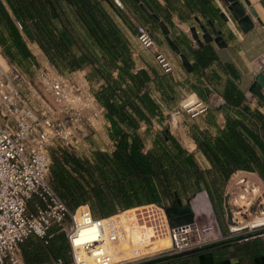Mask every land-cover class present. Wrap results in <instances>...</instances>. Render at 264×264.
I'll return each mask as SVG.
<instances>
[{"label":"crops","instance_id":"obj_1","mask_svg":"<svg viewBox=\"0 0 264 264\" xmlns=\"http://www.w3.org/2000/svg\"><path fill=\"white\" fill-rule=\"evenodd\" d=\"M121 1L124 10L118 9L112 0L111 6L102 0V5L125 40V55L131 60L129 71L133 76L131 80L117 68H111V79L119 88V95L113 100L119 106L126 103L124 110L134 117L139 112L144 115L135 133L140 138L137 142L143 146L141 151L149 155L151 169H157L152 160L156 154L163 151L169 154L160 170L169 179V186L164 193V183L157 185L160 201L151 204L168 207L175 198H179L184 208L190 200L194 218L215 221L221 232L226 233L225 196L231 189V174L239 170L264 185V102L248 90L257 75L255 62L264 60V16L258 13L263 24L255 22L253 29L245 33L234 25L229 12L220 6L218 0H144L152 12L168 24L169 37L191 65V70H188L159 26L148 18L138 2ZM258 1L264 8V0ZM221 11L229 21L220 16ZM17 20L22 22V29L16 26ZM139 23L148 26L154 38L153 48L141 49L138 46L136 24ZM62 24L76 43L70 49L73 55L78 57L81 55L79 48L86 49L96 54L101 64L103 52L88 35L74 8L65 0H0L1 49L10 62L24 71L29 64L28 70L32 63L39 65L30 45L33 49L38 46L57 69L71 70L70 59L65 54L58 57L47 44V36L53 34L55 37ZM201 24L213 37L220 35L226 46L219 47L214 41L204 42ZM191 27L197 29L201 45L192 39ZM155 50L164 53L171 62V73L160 72L154 61ZM117 64L122 66L121 59ZM141 70L145 71L147 79L136 91L135 80ZM96 79L94 77L91 81ZM104 86L106 83L103 82ZM184 92H193L206 101L215 93L227 101L219 107L211 105L205 114L192 119L185 113H178L180 125L177 130L171 131L164 123V114ZM146 96L151 101L152 110L142 101ZM155 96L163 99L165 108L160 109L156 105ZM194 96L190 94L187 99ZM107 126L110 143L117 138L118 128L133 134L132 129L123 123L117 127L108 120ZM165 127L174 140L162 137ZM130 140L128 138V142ZM233 163L244 166L235 169ZM176 165L180 166V172L175 171ZM152 180L157 184L158 179ZM62 248L64 254H60ZM22 252L27 264H44L65 256L67 247L64 238H53L50 245L44 246L38 238L31 237L22 244ZM156 264H264V233Z\"/></svg>","mask_w":264,"mask_h":264},{"label":"built area","instance_id":"obj_2","mask_svg":"<svg viewBox=\"0 0 264 264\" xmlns=\"http://www.w3.org/2000/svg\"><path fill=\"white\" fill-rule=\"evenodd\" d=\"M112 1L124 10L121 0ZM16 26L22 29L19 20ZM136 40L141 49L155 45L143 23L136 24ZM154 61L161 73L173 71L161 51L155 50ZM260 61L257 74L264 75V60ZM190 94L195 95L192 102L182 104ZM154 101L165 108L160 96ZM224 103L219 94L206 101L192 92L180 101L179 110L192 119L205 114L211 105ZM104 115L95 83L79 70L32 63L27 72L10 62L0 46V264H27L22 244L35 237L48 246L56 234L63 235L66 258L59 256L44 264H138L264 233V185L239 170L231 174V189L225 196L226 233L215 221L198 218L170 225L165 206L157 204H146L161 210V217L153 222L125 223L121 211L97 216L88 203L69 208L50 180L52 146L70 144L74 131ZM156 227L167 236L168 246L156 249L152 245Z\"/></svg>","mask_w":264,"mask_h":264},{"label":"trees","instance_id":"obj_3","mask_svg":"<svg viewBox=\"0 0 264 264\" xmlns=\"http://www.w3.org/2000/svg\"><path fill=\"white\" fill-rule=\"evenodd\" d=\"M65 1L74 8L88 35L103 52V61L100 64L97 56L86 49L80 48L81 55L75 57L70 50L76 45L75 41L73 40L72 45H68L60 33L56 34L55 37L53 34H49L47 36V44L51 45L58 57L65 54L70 59L71 70L83 68L87 64L94 67L95 75L97 74V77L103 78L104 83H106V86H102L96 92L97 100L105 108V117L112 125L115 124L117 127H119V123L126 124L132 129L133 134L130 135L118 128L116 131L117 138L114 140L115 149L111 153L96 151L94 153V161L88 158L86 160L79 159L76 156L67 154L64 150L61 151L62 158H59L55 156L53 151L51 183L69 208L74 209L82 203H88L92 212L102 217L115 214L121 210L125 212L130 209L149 206L144 204L158 203L160 195L157 192V187L164 183L162 188L164 193H166L165 191L169 186V179H166L165 172H160L162 163L167 160L166 157L169 154L165 151L156 154L152 160L155 161L157 169H151L149 155L141 151L143 146L137 142L140 138L135 133L139 126V120L144 119V115L140 112L136 113V118V116L134 117L124 110L126 103L119 106L113 100L114 96L119 95V88L111 79V68H117L121 71V74L131 77V80L133 78L129 71L131 60L127 54L125 55V40L117 24L109 16L105 6L102 5V0ZM104 1L111 6V0ZM141 1L152 11L144 0ZM56 17L59 21H62L59 16L56 15ZM62 27L64 28L63 24ZM5 54L7 55L6 52ZM118 59L122 61L121 67L117 64ZM50 61L54 62L52 58H50ZM95 75L90 78V81ZM146 79L145 71L141 70L138 72L135 80L136 91L142 85L143 80ZM224 100L225 102L227 101L226 98ZM142 101L147 104L149 110H152L151 101L147 96L146 98L143 97ZM162 137L167 140H174V137L167 131L166 127L162 132ZM128 138H131L130 142H128ZM175 145L178 147L177 143ZM66 163L75 171L76 176L67 171V168H65ZM240 165L244 166L242 163H233L232 167L235 168ZM176 166L175 171L180 172V166ZM152 179H158L157 184L156 181L154 184ZM175 199L171 204L175 203ZM122 211L121 213H123ZM53 238H63V235L56 234ZM64 252L62 248L60 254H64Z\"/></svg>","mask_w":264,"mask_h":264},{"label":"water","instance_id":"obj_4","mask_svg":"<svg viewBox=\"0 0 264 264\" xmlns=\"http://www.w3.org/2000/svg\"><path fill=\"white\" fill-rule=\"evenodd\" d=\"M139 4V6L142 8V10L144 11V13L148 16L149 19H151L153 22H155L161 32L164 34V36L166 37V39L168 40L171 48L179 55L183 65L188 69L191 70V65L189 63V61L187 60L186 56L180 52L179 47L177 46V44L169 37V27L167 26V24L154 12L150 11L147 6L140 2L139 0H136ZM228 10L230 11L232 17L235 19V21L237 22L238 26L240 27V29L243 32H248L249 30L253 29V27L255 26V23H253L249 17V15H244L243 14V10L241 8V4L239 0H224ZM246 3H248V0H245ZM251 10L253 11V9L251 8ZM254 12V11H253ZM220 16L224 19L227 20V17L225 15V13L223 11H221ZM258 23H261L260 20H258ZM211 24V23H210ZM200 29L202 31L201 37L202 40L204 42H209V41H214L217 43V45L219 47H225L226 43L225 41L222 39V37L220 35H217L215 37H213L206 29V27L204 25H200ZM59 33L61 34V36L63 37V39L66 41V43L68 45H72L73 40L70 37V35L68 34V32L65 30V28H60L59 29ZM190 34L192 39L199 45L202 44L201 39L199 38L197 29L195 27H191L190 28ZM249 92L254 95L255 97H257L260 101L264 102V75L259 73L256 75L255 79L252 81V83L249 86ZM189 205L182 208V202L179 198L175 199V203H173L172 205L165 207V213L167 215V218L169 220L170 225H177L180 223H187L193 220L194 215L192 214V208L190 206V200H188L187 202ZM240 237H235V238H230L218 243H214L211 245H207L201 248H195L189 251H184V252H180V253H176V254H170V255H165V256H161V257H157L148 261H144L138 264H156V263H160L166 260H172V259H178V258H183L186 256H190L192 254H196L198 252L207 250V249H211V248H215L217 246L220 245H224V244H228L230 242L233 241H237L239 240Z\"/></svg>","mask_w":264,"mask_h":264},{"label":"rangeland","instance_id":"obj_5","mask_svg":"<svg viewBox=\"0 0 264 264\" xmlns=\"http://www.w3.org/2000/svg\"><path fill=\"white\" fill-rule=\"evenodd\" d=\"M218 1L220 3V6L224 7L229 12L230 19L232 20L234 25L237 26V28H239L237 22L235 21V19L231 15L230 11L228 10L224 0H218ZM240 1L243 2V5L245 8H249L245 4L244 0H240ZM252 5L256 9V11H258L259 14H262V16H264V8L258 0H252ZM106 6H107V4H106ZM256 24H258V22H256ZM167 26H168V24H167ZM238 30H240V29H238ZM30 46H31V49L35 52L36 57L39 60L38 61L39 65L37 63H34V64H36V66L40 67V66H45L47 64H51V63H49L48 58H46L44 56L43 52L39 49L38 46H36L37 48H34V49H33L32 45H30ZM95 56H97V55L95 54ZM258 63H261V61L259 60L258 62H255V66H257ZM29 66H30V64H29ZM29 66L26 67L27 72H30V70H31V67H30V70H28ZM93 68L94 67L92 65H89L88 68H80L79 72L84 74L86 76V78L90 80V78L95 75V71H93ZM113 71H115V70L113 69ZM262 72L264 73V65L262 68ZM95 77H97V74L95 75ZM91 80H93V79H91ZM93 82L96 85V92H98L100 90V88L103 86V82H105V81L103 78L97 77V79L94 80ZM188 93H191V92H184V93L180 94V96L177 97V100L173 103V106L170 109V111H168V113L164 114V123L167 126V128L171 131L177 130V127H179V125H180L179 123L181 121L178 117V115H179L178 113H183V112H180V110H179V103L183 99V97H185V95H187ZM263 93H264V91H263ZM192 100L193 99H187V100L185 99L182 101V104H184V105L189 104L190 102H192ZM107 122H108V120L105 117V115L99 116L98 118L91 119L89 124H84V126L81 128V131H74L73 132L74 136L71 138L70 144L64 145V146H59V145H53L52 146L51 160H52V152L53 151L55 152V156H57L59 158H62L61 151L64 150L65 152H67V154H71L73 156H76L79 159H85L86 160L88 158L91 161H94V153L96 151L111 153L113 150V147H112L113 142L110 143V141L108 140L109 136H108ZM177 134H178L177 137L179 138V140H181V136L179 135L178 132H177ZM51 166H52V164H51ZM65 168H67V171L71 172L74 176L77 175L74 173L75 171H73L71 169V166L69 164L66 163ZM50 180H52L51 169H50ZM144 205H146V204H144ZM52 230L54 231L55 228H53Z\"/></svg>","mask_w":264,"mask_h":264},{"label":"bare ground","instance_id":"obj_6","mask_svg":"<svg viewBox=\"0 0 264 264\" xmlns=\"http://www.w3.org/2000/svg\"><path fill=\"white\" fill-rule=\"evenodd\" d=\"M244 2H245V0H244ZM240 4H241V8L243 10V14L249 15V17L253 23L258 22V20H260L261 23L263 24L261 18L259 17L258 12L253 7L250 0H248V3L245 2V4L249 8H245L241 1H240ZM251 8L253 9L254 12L251 10ZM226 17H227V15H226ZM227 20H229L228 17H227ZM120 216L124 221H126L125 223L141 221V219H142V221H145V222L146 221L153 222V220L154 221L159 220V218L161 217V210L159 208H157V206H155V205H149V206H143V207L127 210V211L121 213ZM154 233L155 234H154L152 245L156 249L168 246L169 240H168L167 236L163 233L162 229H159V231H158V228L156 227V231L154 228Z\"/></svg>","mask_w":264,"mask_h":264},{"label":"flooded vegetation","instance_id":"obj_7","mask_svg":"<svg viewBox=\"0 0 264 264\" xmlns=\"http://www.w3.org/2000/svg\"><path fill=\"white\" fill-rule=\"evenodd\" d=\"M114 149H115V148H114ZM114 149H113V150H114Z\"/></svg>","mask_w":264,"mask_h":264}]
</instances>
